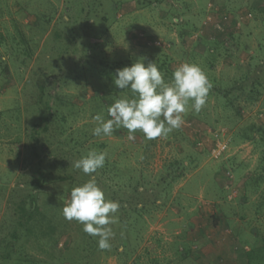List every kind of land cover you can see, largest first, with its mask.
I'll return each instance as SVG.
<instances>
[{
    "label": "rangeland",
    "instance_id": "obj_1",
    "mask_svg": "<svg viewBox=\"0 0 264 264\" xmlns=\"http://www.w3.org/2000/svg\"><path fill=\"white\" fill-rule=\"evenodd\" d=\"M53 10H58L55 17ZM262 31L264 0H0V235L8 236L11 230L4 225L12 224L18 202L34 192L39 198L35 200L37 214H45L46 220L40 224L42 234L35 232L38 237L29 242L38 240L39 249L57 255L64 254L67 246L80 258L82 240L95 238L61 213L71 189L94 176L106 199L118 202L120 208L116 223L109 225L114 233L109 254L92 257L95 264H130L135 247L130 243L155 219L156 200L168 201L163 191L170 192L172 175L184 172L185 177L197 170L225 175L231 169L233 180L234 153L250 159L241 173L257 174L260 149L253 146L254 141L238 137L251 125L264 136ZM216 33L223 35L217 46ZM137 60L166 62L172 70L184 62L196 64L214 86L216 78L230 84L233 76L242 77L245 89L231 93L240 115L235 109L229 114L216 96L208 95L199 113L189 105L182 126L167 137L147 140L137 132L135 140L129 141L124 128L110 136H94L93 117L101 114L108 119L106 97L123 96L110 94L106 78L95 73L100 63L119 61L130 66ZM171 77L165 78L170 81ZM252 81L260 84L255 91L248 86ZM249 90L254 91V100ZM220 128L228 143L224 155L215 158L210 154L216 138L212 133ZM34 133H38L35 144ZM90 150L107 155L103 168L85 175L72 164ZM251 154L253 158L248 157ZM190 159L195 167L186 166ZM36 164L45 180L34 191L27 183ZM121 171L134 174L138 181H121ZM199 174L192 176L189 186L202 178ZM238 183L234 178L237 192ZM132 186H138V193L128 196ZM246 195L248 204L240 196L248 213L244 224H264V196L254 186L251 195ZM196 202L190 199L189 206ZM123 247L124 256L117 255ZM28 250L46 256L36 248ZM92 257L89 264H93Z\"/></svg>",
    "mask_w": 264,
    "mask_h": 264
},
{
    "label": "crops",
    "instance_id": "obj_2",
    "mask_svg": "<svg viewBox=\"0 0 264 264\" xmlns=\"http://www.w3.org/2000/svg\"><path fill=\"white\" fill-rule=\"evenodd\" d=\"M12 11L14 13L15 10L12 8ZM40 11L42 17L44 10ZM57 13L58 10L54 17ZM36 37L34 34L32 39ZM232 79L235 80V76ZM234 154V178L235 185L236 180L239 181L238 192L233 178L230 180L231 189L236 191L232 198L229 197L231 189L225 188L228 180L223 171L206 174L197 170L176 178L171 183L170 192L163 191L169 197L168 201L156 200L157 204L152 208L155 219L145 233L130 243L135 246L130 264H264V224H244L248 216L245 205L249 197L246 194L251 195V187L254 186L264 196V156L258 159L257 174H243L242 168L250 159ZM248 157L253 158V155ZM192 164L195 162L192 161ZM198 173L199 176L203 174L202 178H198L194 187L189 186L192 176ZM240 196L246 197V204L244 200L240 201ZM190 199L197 200V204L189 206ZM181 221L190 224H173ZM117 255L124 256L121 253ZM128 256L125 254L126 258Z\"/></svg>",
    "mask_w": 264,
    "mask_h": 264
},
{
    "label": "clouds",
    "instance_id": "obj_3",
    "mask_svg": "<svg viewBox=\"0 0 264 264\" xmlns=\"http://www.w3.org/2000/svg\"><path fill=\"white\" fill-rule=\"evenodd\" d=\"M117 88L128 89L131 97L118 98L107 108L108 119L97 114L93 117L96 126L94 136H110L115 129H127V139L135 140V133L141 132L147 140L167 137L183 124V116L189 110L199 113L206 103L211 83L196 64L181 63L172 72L170 81H165L155 63L147 65L137 60L130 66L117 69L114 79ZM103 151L90 150L72 164L74 169L85 175L96 173L103 168L106 160ZM120 205L106 199L94 176L75 186L62 209V216L76 221L82 230L97 237L100 250L111 248L113 237L109 225L116 223Z\"/></svg>",
    "mask_w": 264,
    "mask_h": 264
},
{
    "label": "trees",
    "instance_id": "obj_4",
    "mask_svg": "<svg viewBox=\"0 0 264 264\" xmlns=\"http://www.w3.org/2000/svg\"><path fill=\"white\" fill-rule=\"evenodd\" d=\"M222 36L223 35L216 33V46L217 44L221 45ZM148 63L149 62L147 63L145 62V65H147ZM153 63L156 64V66L158 67L161 73L164 72L162 73V75L165 81H167V79L165 78L166 76H172V72L174 70L170 69L166 62H161V63L153 62ZM124 64L125 62H119V61L112 62L110 64L101 62L100 63L101 68H99V70L95 73H99L101 78H106L107 87L109 89L110 94L113 92H120L123 94V96L120 98H124V97L130 98L131 92L128 89L121 90L117 88L116 85L114 84L116 70L123 68L125 66H128ZM247 71H250V70H247ZM242 80H243L242 77L236 78L235 80L229 79L230 84H226L224 81L221 80V78L219 79L216 78V86H214L215 84H213L212 81L211 82L209 81L211 83V88L209 90L208 95L216 96V99L223 106V108L229 112V114H231L233 109H235L236 114L238 116L240 115V108L237 106V104L232 99L231 93L234 92V90L245 89L244 83L243 84L241 83L243 82ZM256 85H260V84L255 83L253 81L248 82V86L255 88L253 89L254 91L256 90V87H258ZM253 90L251 91L249 90L248 92V94L251 95L250 99L252 100L256 98L255 97L256 95L253 96L254 94ZM115 100H116L115 96L110 95L109 97H106V102L104 103V106L106 107V109ZM106 116L107 118H110L108 117V114ZM38 124L40 123L38 122L37 124H35V127L38 126ZM251 126L252 127L250 129L245 127L242 130L238 139H240L241 141L243 140L254 141L256 145L255 147L260 149V157H263L264 156V136L261 135V132L258 133L259 131L258 132L253 131L254 126L253 125ZM39 129H38V132H39ZM256 129H258V127ZM35 132H37V130ZM37 135L38 133L37 134L34 133V135H32L33 144L37 143V140H38ZM255 139L257 141H255ZM32 152L35 156H37L34 145L32 148ZM192 161L194 162V159H190L188 161V164L190 166L194 165L193 167H195V164H192ZM118 174L121 177V181L137 180L136 179L137 176H135L134 174H130V175L127 173L124 174L123 171L119 172ZM183 174L184 172H178V174L172 175L171 176L172 179L170 183H172L176 178L182 176ZM44 180H45L44 173H42V170L38 167V164H36L33 177L28 181L27 185H31V187L33 186L34 191H35L37 190V188H39L40 184H43ZM137 187L138 186H132V188H135V189L131 188L130 191L128 190L127 192L128 196L135 195L138 189ZM35 196L36 195L34 194V192H32L31 194L30 193L26 194L17 204L18 207L15 213V219H12V224L4 225V226L9 225L8 227L10 228L11 232H9L8 236L0 235V264H89L88 261H90V254H91V257H92V254L93 256H96L100 254L101 252L109 254V252H107L108 249L100 250L98 248V244H97L98 238L97 237H94L95 239H93L92 237L91 239L93 240H91V242H86L85 239L82 240L83 254L80 255V258L78 255H74L72 250L67 246H65L64 254L61 252L60 254L57 255L52 250L46 251L45 249H42V248L39 249V243L37 242L38 240L32 239V242L30 243L29 242L30 238L38 237L37 235H34L35 232L42 234V230L40 229V224H44L46 220L45 214H43V216H40L39 214H37L39 212V209H36L35 200L39 198H35ZM1 230L2 229L0 226V234H3ZM51 233L52 231H49L47 232V235H50ZM29 248L31 249L36 248L38 249L39 252L41 251L44 252L46 256L44 255L45 257H43L37 254H32L29 252L28 250ZM119 252L125 253V247H123V249H120ZM82 258H86L87 261L82 262L81 261ZM92 262L93 264H95V260L93 259V257H92Z\"/></svg>",
    "mask_w": 264,
    "mask_h": 264
},
{
    "label": "built area",
    "instance_id": "obj_5",
    "mask_svg": "<svg viewBox=\"0 0 264 264\" xmlns=\"http://www.w3.org/2000/svg\"><path fill=\"white\" fill-rule=\"evenodd\" d=\"M223 131H224L223 128H220V129H216V131L214 133H212V134H214V136L216 138H214L212 146L210 147V151H211L210 154H211V156H213L215 158H221L227 149V143L228 142L224 138L226 133ZM202 144H203L202 140L197 141V146H201ZM225 176L227 177L226 180H228L225 184L226 185L225 188L227 190H230L231 189V181L230 180H232V170L226 169ZM235 191H236L235 189H231L230 193H229V197L232 198L235 195Z\"/></svg>",
    "mask_w": 264,
    "mask_h": 264
}]
</instances>
